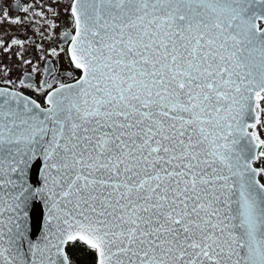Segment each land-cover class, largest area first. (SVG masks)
<instances>
[{"label": "snow or ice", "instance_id": "6c2138e0", "mask_svg": "<svg viewBox=\"0 0 264 264\" xmlns=\"http://www.w3.org/2000/svg\"><path fill=\"white\" fill-rule=\"evenodd\" d=\"M39 8L0 0L50 41L0 36V264H264V0Z\"/></svg>", "mask_w": 264, "mask_h": 264}, {"label": "flooded vegetation", "instance_id": "af4514ba", "mask_svg": "<svg viewBox=\"0 0 264 264\" xmlns=\"http://www.w3.org/2000/svg\"><path fill=\"white\" fill-rule=\"evenodd\" d=\"M10 3L15 4L17 2V0H9ZM21 3H23V0H20ZM29 2H31V0H29ZM48 2V0H36V4H37V10H41L39 8V5L41 3H46ZM9 12L10 16H17L19 15L20 17H24V13L22 12H18L16 9L14 8H9L7 9ZM46 11V10H45ZM39 28V25H36L35 27H27V28H23L20 25H8L5 24L2 27H0V36H3L5 33L9 34V35H16L21 39H24L25 41H28L29 39H34L37 42H42L44 44H48L50 43V41H41V37L38 35L36 29ZM27 46V44H26ZM66 47V45H61ZM31 52L33 55L37 56V59L39 58V54L38 51L35 49V47H32ZM61 56L63 57V53L61 54ZM50 59L53 60V62L55 63V66L57 68V70H61V69H68V61L67 59H60L59 63H56L57 58L54 57H50ZM13 60L15 61V57H13ZM7 62V61H6ZM41 64H43L44 62L41 61Z\"/></svg>", "mask_w": 264, "mask_h": 264}]
</instances>
